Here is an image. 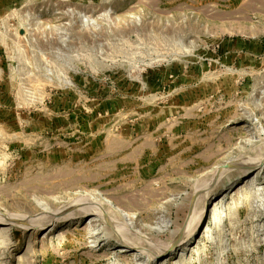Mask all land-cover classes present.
Listing matches in <instances>:
<instances>
[{"label": "rangeland", "instance_id": "obj_1", "mask_svg": "<svg viewBox=\"0 0 264 264\" xmlns=\"http://www.w3.org/2000/svg\"><path fill=\"white\" fill-rule=\"evenodd\" d=\"M0 264H264V0H0Z\"/></svg>", "mask_w": 264, "mask_h": 264}, {"label": "bare ground", "instance_id": "obj_2", "mask_svg": "<svg viewBox=\"0 0 264 264\" xmlns=\"http://www.w3.org/2000/svg\"><path fill=\"white\" fill-rule=\"evenodd\" d=\"M221 168V167H220ZM215 208H216V206H214L212 209H211V214H214L215 213ZM97 209V208H96ZM99 209V208H98ZM97 211V210H96ZM100 211H101V209H100ZM99 214H101V213H99ZM100 217V216H99ZM9 219H11V218H9ZM91 220H93V219H91ZM95 222V221H94ZM115 226V225H114ZM116 227V226H115ZM53 230V228H49V233L51 232ZM190 230V229H189ZM47 232V231H46ZM48 233V234H49ZM194 236V230H191V231H189V233L186 235V237L184 238L185 240H183V242L184 243H186V242H188L192 237ZM126 251L123 249V248H121V250H119V253H125ZM133 257V256H132Z\"/></svg>", "mask_w": 264, "mask_h": 264}]
</instances>
